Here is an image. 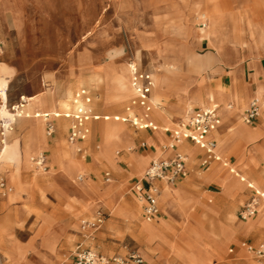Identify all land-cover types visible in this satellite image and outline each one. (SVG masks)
<instances>
[{
  "label": "rangeland",
  "instance_id": "rangeland-1",
  "mask_svg": "<svg viewBox=\"0 0 264 264\" xmlns=\"http://www.w3.org/2000/svg\"><path fill=\"white\" fill-rule=\"evenodd\" d=\"M207 2H216L220 6H206ZM183 4L193 6L191 24L186 21ZM215 6L219 8L223 21L218 30L210 22ZM0 13L7 14L16 23V32L8 37L10 44L7 47L15 50L18 65L9 68L0 63V79L6 95L29 96L25 97L27 105L21 109L20 118L5 132L0 148L5 142L13 141L8 132L13 127V134L21 137L24 151L32 157L42 153L46 165L42 169L32 162L33 167L22 172L28 158L23 160L22 157L16 166V160L9 161L0 156V170L11 187L10 192L0 197V264H72V250L75 243L81 241L84 246L107 257L137 254L144 264H182L175 252L182 250L189 257L193 242L208 250V258L202 264H264V258H258L249 249V246L254 248L264 243V221L255 225L250 223L264 213V202L253 188L247 187L250 185L259 192L264 191V147L257 150L260 146L256 144L240 146L238 142L242 139L253 143L259 133L248 128H245V135L237 129L225 137L218 131L211 133L218 141L216 152L233 165L236 173H245L240 174L243 181L227 174L228 167L222 166V159L201 168L202 151L189 143V146L196 147V152L190 156L186 154L187 175L177 179L174 186L181 188L185 202L172 207L160 204L163 216L153 222L160 224L149 223L154 227L162 224L167 237L162 230L161 234L170 245L168 249L160 245L159 240L152 241L138 234L146 222L140 217L129 186L134 178L142 176L148 163L137 172L131 170V163L122 158L124 153L140 151L138 141L151 131L111 117L125 116L126 106L133 111L128 113L131 119L137 111L129 101L133 88L127 64L133 63L138 70H153L155 83L151 95L155 99L169 90L176 92L174 95L190 106L183 95L194 92L197 80L208 69L197 64L195 59L204 60L209 54L213 62L218 61L207 42L216 49L220 59L233 50L248 58L260 54L264 62V0H0ZM182 21L181 31L173 30L172 24ZM233 27H236L235 31ZM200 28H203L201 33ZM236 36L241 39V48L238 52L232 48L227 50ZM203 38L207 42L201 40ZM187 39L189 58L180 59L175 52L168 50L172 41ZM141 40H151L145 43L151 56L138 45ZM0 41L3 43L1 37ZM137 49L143 52L139 57L134 56ZM156 56L160 57L161 64L155 61ZM73 71L78 76L72 75ZM259 85L264 86L263 83L257 84L255 95L264 115V92H257ZM81 87L90 90L94 113L109 115L110 119H89L86 122L89 132L79 144L82 151L77 152L76 146L67 141L68 119L58 117L55 122L63 131L55 127V132L47 136L45 119L40 116L59 114L71 108L72 96ZM65 94L69 96L64 98ZM34 95H44V98ZM49 95L48 100L46 96ZM120 95H128V98L120 99ZM118 99L117 103L106 105ZM49 101L51 106H47ZM212 103L214 106L218 104L215 99ZM183 118L181 121H186V116ZM61 119L65 121L66 129ZM154 121L157 124L153 131L159 152L157 159L161 156V142L168 143L163 130L167 124ZM175 121L168 126L169 129L176 127L180 119ZM31 123L37 126L24 143L26 127ZM238 123L255 126L244 123L241 115ZM127 138H132L130 146L121 145ZM263 142L264 133L258 144ZM218 167L220 173L224 172L226 192L234 186L244 187L227 197L216 177L206 178L212 168L216 170ZM105 171L111 175L109 182L104 181ZM258 172L261 178L256 176ZM79 175H83L82 180H77ZM84 181L89 186L82 187ZM169 190L179 192L177 188ZM204 190L212 192L203 197ZM253 198L258 204V214L241 219L238 212ZM85 204L93 205L92 210H84ZM128 208L133 209V217ZM98 210L104 213L103 222L90 236L84 235L80 221L91 220ZM123 264L137 263L129 259Z\"/></svg>",
  "mask_w": 264,
  "mask_h": 264
},
{
  "label": "crops",
  "instance_id": "crops-1",
  "mask_svg": "<svg viewBox=\"0 0 264 264\" xmlns=\"http://www.w3.org/2000/svg\"><path fill=\"white\" fill-rule=\"evenodd\" d=\"M213 4L219 5V3H216V2H211V3L207 2L206 6H211ZM183 6H184V15L186 16L187 20L191 24L193 22V19H192V17H193V6L188 7L185 4H183ZM194 24H195V22H194ZM194 24H193V27H194ZM15 28H16L15 21L11 20L7 14L0 13V37L3 39V43H1V53H0L1 60H0V63H4L9 68H12V67L16 68L18 66L16 64V52H15V50L13 48L11 49L10 47L9 48L7 47L10 44V40H8V37L14 36V33L16 32L14 30ZM202 29L203 28H200V33H201ZM235 29H236V27H233L234 31H235ZM201 40H206V39L203 38ZM233 40L235 42L228 44L227 50L229 48H232L235 50L237 49V52H238L239 51L238 48H241V46H242L241 39H238L236 36ZM146 42L149 43V42H151V40H141L138 45L141 47L143 52H147L151 56L149 48L145 47ZM206 42H207V40H206ZM171 43H172L171 44L172 47H169L168 50H172L173 52H175L180 59L187 57V51H188V47H189L188 46L189 45L188 39L185 41L176 40V41H172ZM207 44L213 50L218 61L213 62L212 57H210L209 54L206 55V58L204 60H199V58L195 59L197 64L203 65V67L208 68V69L206 70V73L204 75H202L197 80V85H196V89L194 90V92L190 95H187L185 92V95H183L185 97V100L189 103L190 106H188L184 101L179 100V98L176 95H174V93L170 92L169 90H165L162 93V95H160L159 98L155 99L153 97V95H151V91L153 90L154 83H155V77H154L153 70L151 71L149 69L148 70H140L139 69V71L144 72V73H148L152 77V87H151V91H150V95H151L150 96V102L152 105L151 110L145 116L142 108H140L138 105L131 104L132 99H134V97L136 95L134 90H133V95L129 100L130 104L133 107H135V109H137L133 118L131 119L130 114H128L130 111L133 112L132 109L130 110V106L125 107V113H126L125 116H120V115L111 116L112 119L115 121L120 120L122 122H126V121L132 122V121H136V120L139 121L140 120V121H146L145 123H151L152 126H154V128H153V127H139V125H138L139 128L147 129L151 132L143 134L141 140L138 141L137 149L140 151L123 154L122 158L124 159V161H129L131 163V167H132L131 170L140 172V170L142 168L143 169L145 168L147 163L149 166L151 161L153 159H156L155 157L158 156L159 152L157 150V138L153 134V131H155L157 128V124L154 123L155 122L154 120H156L157 122H159L162 125L167 124V125H165L163 130H164V133L167 137L166 142H169L171 140V137H172L171 132L174 129H176L177 127H179L181 124L186 123L187 120L189 119V117L194 113V111L198 108H201L200 105H203V107L214 106L211 99H209V96L207 95L208 92H211L214 94L212 96L214 97V99L218 103L217 106H215V107H217V112L219 113V117H220V119H222V123H219V125L217 126V128L214 131H216V132L218 131L220 135L225 137L226 135L230 134L232 132V130H234V129H237L240 132V134L245 135L246 134L245 128H248V129L252 130L253 132L259 133V137L253 143H249V142L247 143L245 140L240 139V140H238L240 146L243 144H246L247 146H251L252 144L253 145L256 144V145L260 146V148L257 150H260L264 147V142L262 144H258L259 139H261V135L264 133V115L261 114V110L259 111V115L255 119V121L248 124V125H255V126L248 127L246 125L238 123V118L240 115L242 116V114L244 112L243 109L245 108V106L248 105L249 102L254 98H257L259 100V98L256 97V95H255V91L257 88V84H260V83L264 84V62L262 61V57H260V54H259L256 57L248 58L247 56L240 55L239 53L236 54L232 50V52L227 51L228 52L227 55L220 59V57L217 55L216 49L213 46H211L208 42H207ZM5 47H7V48H5ZM12 51L15 53L11 54ZM154 53L155 52H153V54ZM187 58H189V57H187ZM71 74L74 75L75 77L78 76L76 74V72H74V71L71 72ZM130 80H131V74H130ZM199 80H201V82L198 84ZM175 85H176V83H175ZM176 86L180 89H183V87L179 86L178 84ZM81 89H85L86 94L90 97V101L88 103H85L83 100L78 101L77 103L74 102L75 94L77 92H79ZM197 92H200L201 95H195ZM34 96L35 97L39 96V98H44V95H34ZM68 96L69 95L65 94L64 98H66ZM110 96H112V95H110ZM120 96H121L120 99L128 98V95H120ZM20 97L28 98L29 96H26L23 94H21V95H7V104L11 105V104L19 102ZM46 98L49 100L50 95L46 96ZM91 99H92V94H91L90 90H88L85 87H81L78 90H76L72 96V100H71L72 107L71 108H68L65 111H61L59 114H52V113L48 114V118L50 116H52V118L49 120H51L53 122L54 127H56L59 131H63V130H60L58 128V122L57 121L55 122V120L58 117H61L63 119H68L70 121L69 125L67 127V141L69 144L76 146L77 152L82 151V147H80L79 144L85 139L86 136L83 139H77L76 141L71 142L68 140V135H69L70 127L74 121L72 115L78 111L80 104L83 107L82 109H83L84 113H86L88 115V119L84 123L85 127L87 129V134L89 132V129L87 127L86 122L89 119H98L100 117H102L104 120L110 119L109 115L100 116L99 114L94 113V111L91 107ZM120 99L112 100V101L106 103V105L115 104ZM26 102L27 101L25 100L23 107H25L27 105ZM227 105H230V107H227ZM47 106H51L50 101L48 102ZM127 107H129V109H127ZM260 107H261V104H260ZM40 109H42V108H40ZM20 116H21V113L16 115L15 121L17 118H20ZM184 116H186V118H187L186 121H181L182 119H184L183 118ZM115 117H118V118L116 119ZM177 119H180L179 123H177V126L174 127L173 129H169L168 126L171 124H175V122H176L175 120H177ZM132 124L135 125L133 122H132ZM36 126H37L36 124L34 125L31 123L30 125H28L26 127V134H25V137L23 140L24 143L29 140L30 131L32 132ZM230 126H233V128L231 130L229 129ZM65 129H66V127H65ZM13 131H14L13 127L10 128L8 131L9 134L12 136V139H13V141L10 143L15 142L18 144L19 148L21 149V156L23 157V160L32 156V154L26 153L24 151V145L23 144L21 145V137H17V135L13 134ZM227 131H230V132L227 133ZM210 137L213 138L214 141L216 142L214 152L219 158L218 159H212V160L208 161L207 163H204L205 151L203 149L199 148V146H197L195 144L202 151L200 163H199L201 168H207L212 162H219L222 159V160H224L222 163V166L228 167L227 168V174L235 175L236 177L240 178L243 181V178L240 176V174L245 175V173L238 174L234 171L233 165L230 164L229 161L224 159V157L222 155H219L216 152V147L218 144L217 139L215 137H213V135H210ZM130 140H132V138H127L124 141V143L121 145H125V146L129 145L130 146ZM189 143H193V142L185 139L181 143L174 146L173 148H164L163 145H165V144L161 142V144H160L161 156H159L157 159H159V158H171L172 156H174L175 153H181L185 156L187 154L188 156H190L189 154H193L196 152V147L195 146H189ZM183 150L185 151V153L182 152ZM257 150H254V151H257ZM95 153H96V150H95ZM251 153H249V154L251 155ZM51 157H52V154H51ZM52 159L54 160L53 157H52ZM186 159H187V157H186ZM186 163H185L184 173L178 179L184 178L187 175L188 169H187ZM114 166H115V163H114ZM32 167L33 166L29 162L28 163L26 162V164L24 163V165L22 167V169H23L22 172L25 170L27 171ZM110 176H111L110 173L108 171H105L103 174L104 181L109 182L111 180ZM256 176L260 177V173L258 172ZM211 177H214V178L216 177V179H218L220 181L221 186H222L223 191H224V194L227 197L233 195L234 193H238V191L244 187V186H241V187L234 186L231 189H229L228 192H226L225 181H224V172L220 173L219 167L216 168V170H214L212 168L210 170V172L206 174V178H211ZM220 177H222V178H220ZM82 179H83V175H82ZM34 182L36 183V180H34ZM158 184L161 187V192H160V195L158 197V213L155 217H153L151 219H147L144 217V215L142 213V204L137 198V191L135 188L136 185L145 186V183L143 181H141V177L134 178L132 183L129 186V190L131 191V194L133 195V198L136 201V205L138 206V209L140 212V217L146 223L153 224V222H158L159 217L163 216L162 212L160 211L159 205L165 204L164 198L166 197V194L169 193V191H170L169 188L173 187V188H177L179 190V193L177 196L178 200H175V202H173L169 205L165 204L166 206L172 207V206H175V204H180V203L184 204V202H185L183 200L182 195H181V188L180 187H174L175 183L173 185H168V186L165 185L164 182H158ZM247 187H251V188H253V190L255 189L253 186H250V185ZM209 192H212V191L204 190L202 196L203 197L208 196ZM1 204L2 203L0 202V206H1ZM257 206H258V204H257ZM92 207H93V205L92 206H87V204L83 205L84 210H87V211H91ZM239 212H238V214H239ZM257 214H258V210L253 215V217ZM253 217L251 216L250 218H253ZM262 221H264V218L256 219V221H254L251 225H253V224L255 225L256 223L262 222ZM159 224L160 223H158L157 225H159ZM153 225H155V224H153ZM157 225H155V226H157ZM161 230H162L163 234L165 235L162 226L158 227V235H160V236L157 235L156 237L153 238L152 241L159 240L160 245H165L169 249L170 245L167 244V242L163 239L162 234H161ZM152 241H150V242H152ZM213 242L215 244L219 245L218 241L213 240ZM0 243H1V239H0ZM171 243H172V241H171ZM77 246H80L81 248L91 249L88 246H84L82 241L76 242L74 245V248L72 250V253ZM230 251H231V249H230ZM72 264H73V262H72Z\"/></svg>",
  "mask_w": 264,
  "mask_h": 264
},
{
  "label": "built area",
  "instance_id": "built-area-1",
  "mask_svg": "<svg viewBox=\"0 0 264 264\" xmlns=\"http://www.w3.org/2000/svg\"><path fill=\"white\" fill-rule=\"evenodd\" d=\"M205 27V23H202ZM1 51V42H0ZM131 86L135 92V97L132 99L131 104L138 105L143 109L146 116L151 110L150 91L152 87V77L148 73L139 71L135 66L131 72ZM83 100L85 103L90 101V97L86 94L85 89H81L75 94L74 102ZM25 103V98L20 97L19 102L8 105L7 100L4 101L0 95V110L3 106L10 110L13 114L18 115L21 113V109ZM83 107L79 106L78 111L72 115L73 123L69 130L68 140L73 142L77 139H83L87 134L85 127V121L88 119V115L84 113ZM129 109V107H127ZM260 111V101L257 98L252 99L247 108L242 114V120L244 123L249 124L255 121ZM46 122V135L51 136L55 127L51 120L48 119V114L41 115ZM116 119L118 117H115ZM139 127H153L151 123L139 124L140 120L132 121ZM220 123V117L217 112V107H201L194 111L189 117L186 123L181 124L179 127L171 132V140L163 145L164 148H173L183 140L187 139L199 148L205 151L204 163L212 159H218L214 149L216 142L210 137L211 133L217 128ZM9 126L3 125L0 121V138L3 142L5 132ZM143 145V144H142ZM31 161L36 167L46 168L45 157L42 153L32 157ZM186 163V156L181 153H175L171 158H159L153 159L149 166L145 169L141 176V181L145 183L143 185H136L137 198L142 204V213L145 218L151 219L158 213V197L161 192V187L158 182H164L165 185H173L176 180L184 173ZM82 175L77 177V180H81ZM11 191L6 183L5 177L0 170V197L5 196ZM255 194L264 202V191L259 192L254 189ZM257 201L252 199L247 203L239 212L241 219L245 220L253 216L257 212ZM104 219V213L97 211L95 216L91 219H83L80 221V228L84 235L90 236L95 230H97ZM244 245V243H243ZM249 249L258 257L264 258V243L259 244L257 247H250ZM73 264H123L125 261L131 259L134 263L144 264L143 259L137 254H129L127 256L113 255L104 256L91 249L81 248L77 246L73 253Z\"/></svg>",
  "mask_w": 264,
  "mask_h": 264
},
{
  "label": "bare ground",
  "instance_id": "bare-ground-1",
  "mask_svg": "<svg viewBox=\"0 0 264 264\" xmlns=\"http://www.w3.org/2000/svg\"><path fill=\"white\" fill-rule=\"evenodd\" d=\"M217 5V4H216ZM195 12V11H194ZM185 21V20H184ZM184 21H182V23H178V24H172L173 25V30H179L181 31L182 29V26L184 24ZM187 23L189 22L187 19H186ZM185 21V22H186ZM210 22H211V25L213 28L215 29H221V26H223V21H222V15L221 13L219 12V8L217 6H215L213 8V10L211 11V15H210ZM190 26V25H189ZM191 29V28H190ZM209 29V28H208ZM189 30V29H188ZM216 32V31H215ZM211 35V34H210ZM215 35V34H214ZM203 36V35H202ZM207 36V35H205ZM214 37V36H212ZM211 37V38H212ZM216 39V38H215ZM234 39V38H233ZM233 42H235L233 40ZM217 45V44H215ZM170 47L171 44L169 45ZM162 51V50H161ZM165 52H167L166 50H163ZM220 52V51H219ZM142 54V52L139 51V49L135 50L134 52V56L136 57H139L140 55ZM177 55V54H176ZM162 56V55H161ZM171 56V55H170ZM166 57V56H165ZM125 59V58H124ZM155 61L159 64H161V59L160 57L156 56L155 57ZM134 67V64L131 63V64H127V71L131 74L132 72V69ZM203 67V66H202ZM105 68V67H104ZM160 70V69H159ZM197 70V69H196ZM164 74V73H163ZM159 75V74H157ZM167 77V76H166ZM169 78V77H168ZM171 78V77H170ZM173 79V78H171ZM158 80V79H156ZM1 81V79H0ZM160 81V80H158ZM176 81V80H175ZM2 83V84H1ZM7 84V83H6ZM162 84V83H161ZM164 84V83H163ZM170 84V82H169ZM162 87V86H161ZM170 87V86H169ZM168 88V87H167ZM181 90V89H180ZM6 89H5V85L4 83L1 81L0 82V95L2 97V99L4 101L7 100V95H6ZM184 92V91H183ZM257 92L258 93H261V92H264V86L263 85H259L258 89H257ZM176 93V92H175ZM174 93V94H175ZM179 94V93H178ZM180 95V94H179ZM196 95H201V93H197ZM207 95L209 96V99H211V101L213 102L214 101V97L212 96L213 93L211 92H208ZM235 98V97H234ZM188 100V99H187ZM76 106V105H75ZM15 117H16V114H13L12 112H10L9 109H7L5 106H3L0 110V121L3 123V125H6V126H11L14 121H15ZM62 121V125L64 127H66V123L63 119H61ZM68 127V126H67ZM110 127V124L108 126V128ZM111 130V129H110ZM106 131V130H105ZM108 132V131H106ZM42 135V134H41ZM111 136V135H110ZM105 139V138H104ZM33 140V139H32ZM44 140V139H43ZM31 142V141H30ZM38 142V141H37ZM42 142V141H41ZM28 143V142H27ZM30 145V144H29ZM37 146V145H36ZM35 146V147H36ZM17 150V151H15ZM0 156H3L4 158H6L7 160L9 161H13V160H16V166H17V163H20L21 160H22V156H21V151H20V148L18 146L17 143H6L0 148ZM31 158L32 156H30L28 158V161L29 163L33 166V163L31 161ZM58 160V159H57ZM58 163V162H57ZM69 163V162H68ZM68 166V165H67ZM15 172V169L12 171V173L10 174V180H11V176L13 175V173ZM86 186H89L85 181L83 182L82 184V187H86ZM78 188V187H77ZM228 188V187H227ZM81 189V188H80ZM169 189H173L172 188H169ZM258 189V188H257ZM86 190V189H85ZM90 190V189H89ZM81 191V190H80ZM87 192V191H86ZM88 193V192H87ZM179 193V192H178ZM178 193L176 194L175 192H169L166 194V197L164 198V203L166 205H169L173 202H175V200H178L177 199V196H178ZM78 194V193H77ZM80 194V193H79ZM84 194V193H83ZM86 195V194H85ZM88 195V194H87ZM92 195V194H91ZM81 197V196H80ZM88 199V198H86ZM90 199V198H89ZM132 204V203H131ZM134 206V204H133ZM180 206V205H179ZM131 207V206H130ZM127 208V207H126ZM132 208V207H131ZM176 208V207H175ZM178 208V206H177ZM180 209V208H179ZM128 210V213L130 214V216L133 217V215L135 214L133 209H127ZM126 211V210H125ZM167 214V213H166ZM185 216V215H184ZM253 217V216H252ZM259 218H264V213H262L261 215H259L257 217V219ZM187 219V218H186ZM250 223L252 224L253 222L250 221ZM162 226V224L160 225ZM138 234L140 236H147L149 238H151V240H153L154 237H156L158 235V227H154L152 226L151 224L149 223H143L140 227V229L138 230ZM160 236V235H158ZM189 251H190V256L187 257L185 256L184 253H182V250H179L177 249L176 251V257L182 262V264H202V263H205L204 262V259L205 258H208V250L206 247H204L202 244L198 243V242H193L192 245H191V248H189Z\"/></svg>",
  "mask_w": 264,
  "mask_h": 264
}]
</instances>
